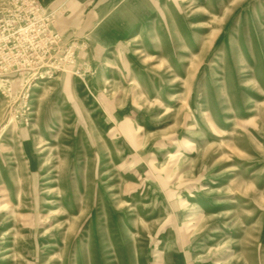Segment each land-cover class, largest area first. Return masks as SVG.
I'll return each instance as SVG.
<instances>
[{
    "label": "rangeland",
    "instance_id": "obj_1",
    "mask_svg": "<svg viewBox=\"0 0 264 264\" xmlns=\"http://www.w3.org/2000/svg\"><path fill=\"white\" fill-rule=\"evenodd\" d=\"M32 1L57 60L0 75V264H264V0Z\"/></svg>",
    "mask_w": 264,
    "mask_h": 264
},
{
    "label": "built area",
    "instance_id": "obj_2",
    "mask_svg": "<svg viewBox=\"0 0 264 264\" xmlns=\"http://www.w3.org/2000/svg\"><path fill=\"white\" fill-rule=\"evenodd\" d=\"M14 7L0 13V75L53 65L58 36L50 31L52 16L32 0H14Z\"/></svg>",
    "mask_w": 264,
    "mask_h": 264
}]
</instances>
